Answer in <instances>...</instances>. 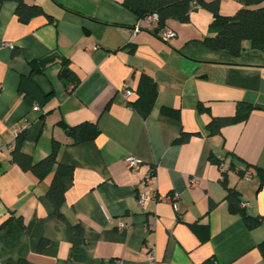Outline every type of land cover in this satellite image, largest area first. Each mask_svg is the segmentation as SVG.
I'll return each instance as SVG.
<instances>
[{"label": "crops", "instance_id": "0c3cea01", "mask_svg": "<svg viewBox=\"0 0 264 264\" xmlns=\"http://www.w3.org/2000/svg\"><path fill=\"white\" fill-rule=\"evenodd\" d=\"M24 1L45 14L22 23L14 2L0 4V264H264V52L249 42L239 56L207 48L204 39L214 34L205 8L190 12L187 23L167 20L176 37L164 42L156 29L133 33L140 19L124 0ZM204 1L218 2L223 17L257 7ZM51 55L55 62L32 75L30 62ZM66 68L76 84L62 74ZM143 76L157 86L146 119L122 96L129 89L136 101ZM22 79H29L27 92ZM239 102L257 109L208 136L212 118L234 116ZM85 122L97 124L98 136L71 145L60 123ZM23 131L22 151L35 162L56 141L57 160L73 168L63 179L64 220L46 196L52 175L39 181L11 163ZM181 132L192 135L175 143ZM129 157L141 161L137 170L127 168ZM224 174L249 204L245 212L261 219L255 228L229 211ZM193 224L207 226V241Z\"/></svg>", "mask_w": 264, "mask_h": 264}, {"label": "trees", "instance_id": "16d2710c", "mask_svg": "<svg viewBox=\"0 0 264 264\" xmlns=\"http://www.w3.org/2000/svg\"><path fill=\"white\" fill-rule=\"evenodd\" d=\"M11 1L16 4V16L22 23L29 22L32 18L45 14L43 9L36 5H29L24 0H0V4ZM197 1L201 8L211 11L213 15L212 23L209 30L214 34L212 37L204 39L207 48L215 52L225 51L231 55L239 56L244 51L243 43L249 42L250 49L255 52H264V0H243L245 6H257L256 8L243 7L231 17H223L219 14L218 2L206 3L204 0H124V6L132 11L138 19H142L149 14L157 13L159 16L158 30L165 26L167 20L173 19L180 23H187L190 16L191 4ZM15 54L18 51L14 52ZM56 60L55 55L47 56L35 61H31L32 75L43 74L48 66ZM63 65L67 66L64 61ZM67 69V68H66ZM68 79H74L73 74L67 69ZM26 81L22 79L20 90L27 92ZM29 94V93H26ZM157 99V86L153 80L147 76H143L140 80L138 88V99L134 102L129 101L130 106L138 112L142 118H147L155 105ZM257 109L247 103L239 102L237 104L236 113L232 117L212 118L206 127L208 136H215L220 133L221 128L247 119L249 113ZM199 111L206 110L201 105L198 106ZM162 114L171 118L179 119V113L176 110L162 108ZM67 137L71 140V145H79L85 142L93 141L99 134L96 123H81L76 126H69L60 123ZM192 134L181 132L175 143L186 142ZM25 138L24 131L21 132L11 151V163L17 165L24 172H30L37 177L39 181L52 175V182L47 191V198L52 202L55 215L57 218L64 220L60 209L65 201V187L63 179L71 177L73 168L69 165L61 164L57 160V154L60 148L58 142L52 143L50 153L38 162L22 151V144ZM215 163L218 161L214 160ZM223 186L226 190L225 200L228 203L231 213L240 214L245 225L249 228H255L261 222L257 217L249 216L244 208H241L240 194L233 188H230L226 182V175L223 177ZM193 231L200 237L202 242L209 239V230L207 226L191 225ZM259 250L264 261V242L259 244ZM202 264H216L214 258L204 261Z\"/></svg>", "mask_w": 264, "mask_h": 264}, {"label": "built area", "instance_id": "2783aa9c", "mask_svg": "<svg viewBox=\"0 0 264 264\" xmlns=\"http://www.w3.org/2000/svg\"><path fill=\"white\" fill-rule=\"evenodd\" d=\"M201 9V6L197 3V1H194L192 4H191V8H190V12H193L195 10H199ZM159 26V16L157 13H152V14H149L147 15L146 17L140 19L136 25L134 26V31L133 33H137L139 31H142L144 29L148 30V31H155V29L157 30V35L159 36V38L164 41V42H169L170 40L174 39L176 37V33L169 29V28H166V27H162L161 29H157ZM132 95V91L129 90V89H124L122 91V96H123V99H124V104L127 105V107H131L130 104H129V98L131 97ZM33 110L34 111H37L39 110V107L38 106H35L33 107ZM126 164H127V168L130 169V170H137L141 164V161L135 157H129L126 159ZM251 174L250 173H246L242 178L244 180H250L251 179ZM151 181V177L145 179V183H149ZM197 183V181L195 180H192L190 182V185L193 186ZM146 199L147 197L145 195H140L139 198H138V202H139V205L143 208L144 205H145V202H146ZM165 199H168L172 202V205H173V208L175 209V211L178 210V206L176 203H174L172 201V197H166ZM249 206L248 203H241V208H247ZM119 230L122 231L123 229H125V225L123 224H120L119 225ZM148 257L151 261L153 262H156V257L154 255V253L152 251H150L148 253Z\"/></svg>", "mask_w": 264, "mask_h": 264}, {"label": "water", "instance_id": "95a60500", "mask_svg": "<svg viewBox=\"0 0 264 264\" xmlns=\"http://www.w3.org/2000/svg\"><path fill=\"white\" fill-rule=\"evenodd\" d=\"M155 33H157V30L155 31ZM62 74L66 75L67 74V70H63Z\"/></svg>", "mask_w": 264, "mask_h": 264}]
</instances>
